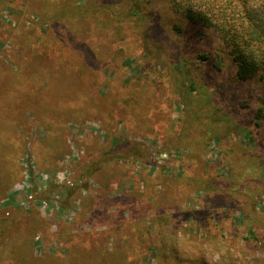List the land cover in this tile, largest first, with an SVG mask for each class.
<instances>
[{
	"label": "rangeland",
	"instance_id": "obj_1",
	"mask_svg": "<svg viewBox=\"0 0 264 264\" xmlns=\"http://www.w3.org/2000/svg\"><path fill=\"white\" fill-rule=\"evenodd\" d=\"M230 49L169 0L0 3V264H264V68Z\"/></svg>",
	"mask_w": 264,
	"mask_h": 264
},
{
	"label": "trees",
	"instance_id": "obj_2",
	"mask_svg": "<svg viewBox=\"0 0 264 264\" xmlns=\"http://www.w3.org/2000/svg\"><path fill=\"white\" fill-rule=\"evenodd\" d=\"M6 1L9 0H0V3ZM169 2L175 12L183 14L194 23L213 28L221 35L226 45L231 48L232 61L238 68L239 79L246 80L264 68V0H169ZM132 15L143 18L139 11H133ZM69 28L68 30H71ZM183 85L185 86V83ZM184 89L182 101L190 106L194 102L195 94L201 92L202 85L198 86L190 79L189 85ZM206 102L211 103L210 93L207 94ZM219 118L225 122L231 121L229 116L221 115ZM239 132L247 135L248 128L243 126ZM6 189L5 184H0V199ZM74 190L75 188H67L71 195L75 192ZM71 239L72 235L68 233L65 240L70 242ZM72 250H68L63 264H129L133 262L129 255H126V253L129 254L126 250L120 251L124 252L122 253L124 258L121 254L117 258L115 252L99 251L95 246L91 250H84L72 245ZM57 264L60 263L57 262Z\"/></svg>",
	"mask_w": 264,
	"mask_h": 264
}]
</instances>
